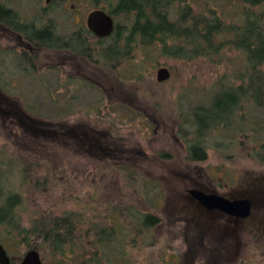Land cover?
<instances>
[{
    "label": "rangeland",
    "instance_id": "obj_1",
    "mask_svg": "<svg viewBox=\"0 0 264 264\" xmlns=\"http://www.w3.org/2000/svg\"><path fill=\"white\" fill-rule=\"evenodd\" d=\"M87 1L66 0L65 7L75 10V22L85 23L93 10ZM46 2L56 5L55 0H7L27 18ZM218 2L226 19L240 13L233 0ZM156 45L138 48L118 68L119 76L66 50L38 52L39 70L57 66L63 72L56 88L54 73L42 74L63 107L60 112L31 82L17 84L16 92L39 104L40 116L0 89V158L5 162L0 170L7 177L3 185L20 193V227H49L66 212L78 222L76 239L71 237L61 254L38 235L12 229L7 238L0 229L12 264L30 250L38 252L43 264H82L98 251L96 228L114 233L105 243L112 264H264V164L248 155L250 145L233 151L209 147L205 160L190 162L176 135L180 112L203 100L226 68L205 57L185 61L160 56ZM0 47L36 53L22 35L1 24ZM227 54L236 65V53ZM129 64H134L131 70ZM160 68L169 73L162 82L156 79ZM64 78H78L81 85L74 87ZM154 185L161 193L156 206ZM189 190L248 199L250 214L239 219L206 210ZM126 207H133L129 214L136 209L155 215L156 225L139 233Z\"/></svg>",
    "mask_w": 264,
    "mask_h": 264
},
{
    "label": "trees",
    "instance_id": "obj_2",
    "mask_svg": "<svg viewBox=\"0 0 264 264\" xmlns=\"http://www.w3.org/2000/svg\"><path fill=\"white\" fill-rule=\"evenodd\" d=\"M55 1L56 5L46 2L27 18L8 5L7 0H0V24L22 35L36 50L29 53L0 47V89L20 99L25 111L40 116L36 112L39 104L27 101L16 92L17 84L22 82H31L34 91H45L49 106L59 110L57 112L63 110L50 90L51 85L47 84L46 74L42 75L44 71L54 73L56 88L61 84L60 73L63 72L55 66L39 70L36 56L41 50H67L119 76L118 68L130 62L138 48L156 43L160 56L185 61L205 57L214 65L224 64L226 68L203 100L185 106L180 112L183 117L176 135L181 136L185 144L186 159L190 162L205 160L209 147L233 151L238 146L247 149L250 145L248 155L264 164V0H233L240 7V13L230 20L224 16V5L219 0L87 1L92 9L101 8L113 17L114 29L105 38L94 36L85 23L75 22V10L65 7L66 0ZM173 15L176 18L172 19ZM228 51L236 53V65ZM129 65L128 70H131L134 64ZM77 80L65 79L74 87L81 85ZM1 164L5 162L0 158V167ZM28 166L32 164L24 165L23 171ZM23 177L25 179L27 174L23 173ZM6 179V173L0 170V229L7 238L12 229L18 230L20 235H38L52 251L61 254L64 244L69 243L71 237L76 239L74 229L78 222L74 221V214L66 212L55 217L49 227L43 224L32 230L20 227L21 220L16 213L20 193L6 188ZM137 187L143 194L142 187ZM154 189L153 205L156 206L161 193L157 185ZM145 199L148 204L149 199ZM130 208L133 207L125 209L127 216L139 233H146L156 225L155 215L136 209L129 214ZM111 234L114 233L96 228L98 251L82 264H112L109 247L105 244ZM0 244L8 250L4 240L0 239Z\"/></svg>",
    "mask_w": 264,
    "mask_h": 264
},
{
    "label": "water",
    "instance_id": "obj_3",
    "mask_svg": "<svg viewBox=\"0 0 264 264\" xmlns=\"http://www.w3.org/2000/svg\"><path fill=\"white\" fill-rule=\"evenodd\" d=\"M48 1V0H47ZM86 27L97 37H107L114 29L113 17L101 8L91 10L86 16ZM169 76L166 68L157 71L158 82L165 81ZM190 195L208 210H219L239 219L246 218L250 214V202L248 199L230 200L216 194H205L198 190H189ZM0 264H11L5 248L0 244ZM20 264H41L38 253L28 251Z\"/></svg>",
    "mask_w": 264,
    "mask_h": 264
},
{
    "label": "flooded vegetation",
    "instance_id": "obj_4",
    "mask_svg": "<svg viewBox=\"0 0 264 264\" xmlns=\"http://www.w3.org/2000/svg\"><path fill=\"white\" fill-rule=\"evenodd\" d=\"M85 25H86V20H85ZM92 33V32H91ZM93 34V33H92ZM94 35V34H93ZM95 36V35H94ZM23 37V36H22ZM97 37V36H96ZM108 37V36H107ZM24 38V37H23ZM99 38H101V37H99ZM102 38H105V37H102ZM27 42V41H26ZM29 43V42H28ZM61 50V49H60ZM63 50V49H62ZM67 51V50H66ZM29 52V51H28ZM70 52V51H69ZM72 53V52H71ZM74 54V53H73ZM76 55V54H75ZM78 56V55H77ZM80 57V56H79ZM83 58V57H82ZM85 59V58H84ZM90 63V62H89ZM92 64V63H91ZM55 67H57V66H55ZM59 68V67H58ZM190 194V193H189ZM192 197V196H191ZM193 198V197H192ZM194 199V198H193ZM196 202H198L196 199H194ZM199 203V202H198ZM200 205H201V203H199ZM202 206V205H201ZM202 207H204V206H202ZM205 208V207H204ZM206 209V208H205ZM206 210H208V209H206ZM214 210H216V209H214ZM209 211H212V210H209ZM217 211H219V210H217ZM223 213V212H222ZM224 214H226V213H224ZM226 215H228V214H226ZM228 216H230V215H228ZM230 217H234V216H230ZM236 218V217H235ZM6 250V249H5ZM6 252H7V250H6ZM38 253V252H37ZM7 254H8V252H7ZM8 256H9V259H10V263L12 264V257L8 254ZM38 257H39V259H40V261H41V264H43V262H42V260H41V257H40V255L38 254ZM62 257V256H61ZM51 258H53V259H55L56 258V256H53V257H51ZM59 258V257H58ZM24 259V256L22 257V259H21V261H20V263L22 262V260ZM63 259V258H62ZM19 263V264H20Z\"/></svg>",
    "mask_w": 264,
    "mask_h": 264
}]
</instances>
